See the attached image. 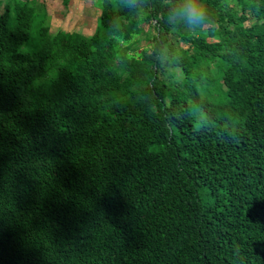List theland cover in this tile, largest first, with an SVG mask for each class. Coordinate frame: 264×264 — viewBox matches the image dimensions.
I'll return each instance as SVG.
<instances>
[{
    "label": "trees",
    "instance_id": "1",
    "mask_svg": "<svg viewBox=\"0 0 264 264\" xmlns=\"http://www.w3.org/2000/svg\"><path fill=\"white\" fill-rule=\"evenodd\" d=\"M99 3L0 14V264H264V0Z\"/></svg>",
    "mask_w": 264,
    "mask_h": 264
},
{
    "label": "rangeland",
    "instance_id": "2",
    "mask_svg": "<svg viewBox=\"0 0 264 264\" xmlns=\"http://www.w3.org/2000/svg\"><path fill=\"white\" fill-rule=\"evenodd\" d=\"M0 1L6 2V0ZM34 2L37 14L41 15L43 12L46 14L44 21L49 27L50 34L57 30L71 32L82 29L84 33H89L93 29V20L100 9L99 0H69L67 3H62L61 0H34ZM85 20L88 21L87 27L82 26ZM250 21L251 19L244 22V25L246 26ZM33 40L30 39L24 43L22 50L30 49ZM176 44L181 48L186 47L180 42H176ZM139 46L142 47L143 42H140Z\"/></svg>",
    "mask_w": 264,
    "mask_h": 264
},
{
    "label": "crops",
    "instance_id": "3",
    "mask_svg": "<svg viewBox=\"0 0 264 264\" xmlns=\"http://www.w3.org/2000/svg\"><path fill=\"white\" fill-rule=\"evenodd\" d=\"M26 0H6V2L0 1V14L3 12L5 6L20 8ZM62 3H67L69 0H61ZM65 32V31H64Z\"/></svg>",
    "mask_w": 264,
    "mask_h": 264
}]
</instances>
